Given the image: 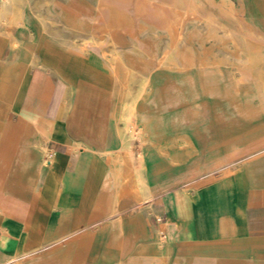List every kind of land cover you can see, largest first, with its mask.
Listing matches in <instances>:
<instances>
[{"label": "crops", "instance_id": "1", "mask_svg": "<svg viewBox=\"0 0 264 264\" xmlns=\"http://www.w3.org/2000/svg\"><path fill=\"white\" fill-rule=\"evenodd\" d=\"M66 4L74 7L73 0ZM79 5L88 11L83 19L87 28L100 33L108 24L130 59L137 55L134 44L153 38L150 30L149 35H140L147 25L135 19L138 13L125 14L97 2L91 8L85 0ZM23 21L27 27L10 28L13 42L2 33L7 24L0 22V264H12V258L19 264H115L118 259L122 264H264V144L257 152L244 153L226 180L189 192L172 185L196 168L174 178L166 174L152 183L150 170L154 175L161 166L149 159L147 173L152 199L158 196L160 220L143 215L150 202L124 195L119 203L124 209L122 233L115 220L110 224L112 214L106 213L116 182L109 163L98 154L121 145L116 116L122 70L113 72L100 50L96 56L103 61V70L73 55L60 66L59 51H69L62 37L68 31H43L30 3L23 7ZM44 44L51 53L42 49ZM22 46H31L37 63ZM180 56L192 63L196 59L188 53ZM191 69H157L151 81L176 83L177 103L188 105L197 89L206 85ZM151 95L150 88L138 107ZM194 113L173 114L172 128ZM162 119L158 111L163 126ZM181 138L188 141L185 135ZM76 141L83 146L75 148ZM259 142H264V133Z\"/></svg>", "mask_w": 264, "mask_h": 264}, {"label": "rangeland", "instance_id": "2", "mask_svg": "<svg viewBox=\"0 0 264 264\" xmlns=\"http://www.w3.org/2000/svg\"><path fill=\"white\" fill-rule=\"evenodd\" d=\"M53 1L56 0H29L48 32L57 26L49 12ZM85 1L94 8L96 0ZM135 1L129 0L128 6L133 15ZM197 1L200 3L201 0ZM158 7L168 9L162 0L155 4L145 2L135 19L147 25L142 29V37L149 35L150 26L155 24L152 37L156 43L164 45L168 36L162 28V20L154 15ZM202 8L214 12L218 21L231 27L232 31L226 33L218 27L212 29L202 20L184 18L187 41L182 53L196 56L190 73L206 85L197 89L188 105L163 102L160 109L163 135L158 140L161 150L154 144L146 146L150 163L161 166L154 175L153 169L150 170L152 183H158L166 174L174 178L197 169L183 182L172 185L187 192L207 182L226 180L236 168V161L244 160L241 157L244 153L257 152L264 144L259 142L264 133V0H231V5L230 0H210ZM103 11L105 15L108 13L106 8ZM248 49H255L259 56V64L253 70L246 69L244 64ZM204 61L208 64L201 65ZM106 100L109 102L107 96ZM187 111L195 112L194 116L181 118L179 128H172V115ZM182 135L188 141L183 140ZM230 162L236 163L230 165ZM157 197L155 195L149 209L142 212L151 221L160 220Z\"/></svg>", "mask_w": 264, "mask_h": 264}, {"label": "bare ground", "instance_id": "3", "mask_svg": "<svg viewBox=\"0 0 264 264\" xmlns=\"http://www.w3.org/2000/svg\"><path fill=\"white\" fill-rule=\"evenodd\" d=\"M67 1L68 0L53 1L52 5L54 7V11H51L49 8V12L54 17V21L57 25L51 28L61 34L65 30L68 31V34H63L62 37L68 42L67 45L69 51H59L57 56L59 65L61 66L71 55H73L75 57L86 58L95 67L103 70L104 63L96 56L97 51L100 50L102 57L107 59L108 67H110L113 72H118L120 68L122 70L121 86L123 92L120 108L116 116V130L117 134L121 137V145L116 149L108 148L102 150L98 152V154L109 163L110 171L116 182V189L113 193L111 202H109L106 207V213L112 214L110 224L115 220L117 222L116 224L120 227L119 229L123 233L124 209H120L119 207L121 198L124 195H127L129 198H134L138 201L150 202L152 200L153 191L150 188L147 173L149 157L146 151V146L148 144H154L156 145L157 149L160 150L157 137H159V134L163 133V126L158 120V111L160 110L158 109L156 112L154 108L161 107L165 101L174 103L179 99L176 83L170 80L169 82L158 80L155 77V79L151 81V73L157 69L185 70L193 66L194 63L188 62V59H179L181 57V53L184 51L185 42L187 41V38L184 34V18L186 16L194 20H202L212 29L218 27L226 33H231L232 28L225 23L219 22L218 17L214 12L203 11L202 7H205L210 2V0H201L200 3L197 0H162V3L168 9L165 10L162 7H158L155 9L154 15L158 19L162 20V28H164L165 34L168 36L166 43L164 46H162V44H159L158 46L154 38H147L148 41L142 45L139 43L134 44L137 55L135 56V59H130L122 52L123 49L119 47V43L108 24L104 25V27L100 29V33L94 29H88L83 20L84 16L88 14V11L83 6L79 5V3H82V1L73 0L74 7H68L66 4ZM96 2L97 6L106 5L110 8L116 7L122 13H131L128 8L129 0H96ZM145 2L155 4V2H159V0H136L133 6L134 13L140 14L143 10V5ZM9 3H12L13 5L7 6ZM27 3H30L31 11L37 20L39 22L42 21L29 0H0V22L4 21L7 24L6 29L2 30V33L12 38V42L14 41V37L10 34V28L13 25H22L27 27L26 23L23 21V7ZM228 8L230 9V7ZM111 17H113V15ZM40 23L44 31L45 27L42 22ZM29 27L32 26L30 25ZM154 27L155 24H152L149 28L152 35H155L153 30ZM30 33H32L31 30ZM224 35L225 34H223V36ZM22 48L31 54L33 63H37L38 57L34 52L31 51V46H22ZM42 49L51 53L50 47L46 44H44ZM89 51L91 54L90 56H87V52ZM205 64H208V61L201 63V65ZM244 64L248 70L255 69V66L259 64V56L255 49L247 50ZM168 72L166 73L165 71L164 74H168ZM160 74H162V72ZM150 88L152 95L148 100L149 102L144 101L143 104L138 107V102L145 97ZM74 89L75 88L73 87V92ZM168 96L169 99H167ZM82 146L83 145L79 141L74 143L75 148H80ZM141 226L142 223H140V227ZM11 263L19 264L16 258H12ZM115 264H122V260L118 259Z\"/></svg>", "mask_w": 264, "mask_h": 264}]
</instances>
